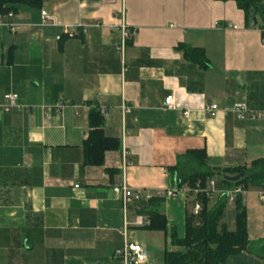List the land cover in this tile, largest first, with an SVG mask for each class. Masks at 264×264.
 I'll return each instance as SVG.
<instances>
[{"label": "crops", "instance_id": "obj_1", "mask_svg": "<svg viewBox=\"0 0 264 264\" xmlns=\"http://www.w3.org/2000/svg\"><path fill=\"white\" fill-rule=\"evenodd\" d=\"M122 10L134 32L124 42ZM254 24L233 1L216 0H42L39 9L0 15V106L6 94L18 97L0 112V264H120L114 252L136 243L124 223L137 210L124 208L115 188L178 190L160 209L178 236L172 216L180 219L183 206L185 224L194 199L170 176L181 157L204 151L219 170L264 159V117L234 110L264 114V30ZM179 44L202 49L208 66L183 57ZM170 95L173 109L164 106ZM212 104L213 116L205 112ZM92 110L119 142L101 166L83 164ZM253 190L241 196L256 242L264 203ZM219 192L215 185L212 195ZM162 234L164 250L182 251ZM226 264L264 258L243 252Z\"/></svg>", "mask_w": 264, "mask_h": 264}, {"label": "trees", "instance_id": "obj_2", "mask_svg": "<svg viewBox=\"0 0 264 264\" xmlns=\"http://www.w3.org/2000/svg\"><path fill=\"white\" fill-rule=\"evenodd\" d=\"M221 2L233 1L236 7L244 14L246 22L254 21V27L264 30V0H216ZM42 0H0V15L14 14L21 6L39 9ZM182 52L190 62L205 68L208 61L204 51L186 44H179L176 48ZM89 131L83 142V164L85 166H101L104 154L109 150L119 148L116 139L104 135L102 125L103 117L99 110H92L88 118ZM187 161L184 171L181 172L182 162ZM170 176L176 188L187 186L191 190L208 189V183L213 180L220 190L212 207L209 203L213 195L206 193L194 194L193 206L200 205L198 215L192 213L186 215L184 224V236L178 237L174 228L167 231V220L161 212V204L164 198L153 197L149 201L134 205L137 214L148 218L149 224L141 229L162 232L168 234L170 246L181 247L182 251L164 250L163 264H226L228 258L238 256L243 252L254 253L264 258V239L253 242L247 234L246 208L243 205L242 196L234 198V227L224 222L225 210L228 204L226 192L240 187L264 189V159H258L248 167L234 169H210L207 165V157L204 151H190L180 158L177 167L169 169ZM243 174L236 182L225 180L226 176L233 177ZM192 192V191H191Z\"/></svg>", "mask_w": 264, "mask_h": 264}, {"label": "built area", "instance_id": "obj_3", "mask_svg": "<svg viewBox=\"0 0 264 264\" xmlns=\"http://www.w3.org/2000/svg\"><path fill=\"white\" fill-rule=\"evenodd\" d=\"M11 15V14H9ZM41 18L43 23H46L49 20V17L46 12L41 13ZM124 11L122 10L120 12V30L123 35V42L125 39L130 38L134 35V32L131 31L129 32L124 23ZM231 27V26H228ZM235 28L234 26H232ZM76 32L72 30L70 32V35H74ZM124 44H121V48H123ZM17 95L15 94H6L3 98L4 103L0 106V112H8L10 109L14 108L17 106ZM175 102H174V96L170 95L168 96L165 101H164V106L168 109H173L175 108ZM124 110H128L126 107H123ZM235 112H237L238 116L240 118H250V119H257L260 117H264V114L259 115L257 113L249 111L245 105L243 104H236L234 106ZM217 111V106L216 105H209L205 106V112L208 115L213 116ZM186 117L188 116V113L184 114ZM196 189L192 190L194 194L197 193H206L207 195H212L214 193V186L215 183L213 180H210L208 183V189H199L198 185H196ZM77 186H75L76 188ZM115 192H118L122 195L123 203H124V208L130 205H137L141 202H146L152 199L153 197H162L164 199H169L172 197H175L178 193V190H167L165 192H157L155 194H152L150 191L147 190H131L127 188L126 186H121L117 187L114 189ZM191 191L188 187H185V189H182V192L189 193ZM245 190H243L240 187L234 188L232 190H229L226 192V195L228 197V203L234 204V198L236 195H242ZM259 200L264 203V189L259 190L258 193ZM200 211V205L198 203H195L192 209V214L194 216L198 215ZM149 224V220L147 217L136 214L134 215V220L132 223L125 222L124 227L126 228L127 226L135 227V228H142L146 227ZM114 258L116 261H118L120 264H146L148 261V255L145 249L143 248L142 245L138 243H128L125 242L123 246L120 249H117L114 252Z\"/></svg>", "mask_w": 264, "mask_h": 264}, {"label": "rangeland", "instance_id": "obj_4", "mask_svg": "<svg viewBox=\"0 0 264 264\" xmlns=\"http://www.w3.org/2000/svg\"><path fill=\"white\" fill-rule=\"evenodd\" d=\"M248 191H254L253 188H248ZM218 197V193H215L214 197L211 198L209 207L214 205ZM182 205V204H181ZM183 207V206H182ZM178 209L180 219H175V215L172 216L174 218V225L178 227V236L183 235V216H184V208ZM185 213L186 215H190L192 213L193 204L190 203L189 199L187 200V204L185 206ZM234 205L231 204L230 206L226 207L225 210V222L229 225L230 228L233 229L234 223ZM173 210H176L175 206L173 205ZM176 214V212H174ZM163 234L159 232H153L145 229L140 228H133L130 230L128 235V240L132 242L139 243L145 247V250L148 254L149 261L148 264H163V253H164V242H163Z\"/></svg>", "mask_w": 264, "mask_h": 264}, {"label": "water", "instance_id": "obj_5", "mask_svg": "<svg viewBox=\"0 0 264 264\" xmlns=\"http://www.w3.org/2000/svg\"><path fill=\"white\" fill-rule=\"evenodd\" d=\"M254 23H255V19H254ZM242 177H243V174H238V175H235L233 177L226 176L225 177V180H227L229 182H236V181H238Z\"/></svg>", "mask_w": 264, "mask_h": 264}]
</instances>
